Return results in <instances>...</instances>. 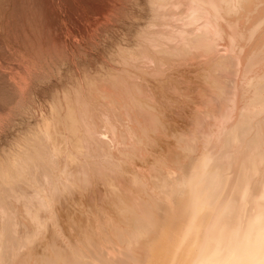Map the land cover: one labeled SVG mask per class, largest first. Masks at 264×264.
Returning <instances> with one entry per match:
<instances>
[{
  "label": "rangeland",
  "instance_id": "obj_1",
  "mask_svg": "<svg viewBox=\"0 0 264 264\" xmlns=\"http://www.w3.org/2000/svg\"><path fill=\"white\" fill-rule=\"evenodd\" d=\"M210 1L0 0V264L39 263L34 252L43 264H143L159 176L209 148L228 187L204 234L210 245L223 204L240 207L234 226L262 208L264 21L252 23L264 5L230 19L221 7L241 0ZM230 121L246 128L228 145ZM22 202L41 209L37 241ZM136 211L149 223L130 227Z\"/></svg>",
  "mask_w": 264,
  "mask_h": 264
},
{
  "label": "bare ground",
  "instance_id": "obj_2",
  "mask_svg": "<svg viewBox=\"0 0 264 264\" xmlns=\"http://www.w3.org/2000/svg\"><path fill=\"white\" fill-rule=\"evenodd\" d=\"M213 1L217 3L216 0H213ZM255 1L256 0H241L240 3L241 5H243V8L239 10L236 9L235 7L236 3H234L233 1H231L233 3L229 2L230 4L225 3L223 4L225 6L221 7V8H224V11H223L224 15L222 16H226L227 18L230 17V19L231 17L237 19V16H239L241 13H246L249 7H251ZM261 2L264 5V0H261ZM210 4L212 8H215V7L217 8V6L215 7L214 5L212 6V3ZM219 14L217 16H219ZM234 21L236 22V20ZM262 21H264V14L258 17L257 20L252 23V25L254 27H257L258 26L257 23L259 24ZM235 22L233 24H236ZM262 25H260V27H262ZM260 27L258 26L257 28H260ZM263 28L264 26L261 29ZM249 30L251 29H247L246 25L243 28L241 27V32L244 34L242 38L249 35L250 33ZM258 35L259 34H257V36ZM245 39L246 38H243L244 41ZM74 116L70 118L77 119V117L75 118ZM79 116L82 117V115H78V117ZM80 120L81 119L77 121L80 122ZM86 120L88 121V119ZM75 121L76 120H73V123ZM83 122H80L81 125ZM133 123H135V121ZM225 123L224 125H227ZM232 123L234 122H231V124L228 123V125H230L231 128L227 132L226 137L224 139L226 144L228 145L232 144L235 140L236 141L240 140L244 134L243 129L246 128L244 125V122H241L235 125ZM227 127L229 126H226V127L224 126L220 129L225 131L227 130ZM116 128L119 129L120 127L119 126L117 127L116 125L114 129ZM131 129L132 130L130 133L133 136V133H132L133 128ZM125 131H129V130H125ZM116 132H119L118 133L119 140L121 142L123 140L121 139L122 137H124V139L128 138V137H125L124 135H122L121 137L120 131H116ZM135 133L134 135L136 136ZM127 135L129 136V134ZM115 136L117 137L118 135L116 134ZM41 140L43 139L41 138ZM105 143L108 144V145L106 144L107 147L108 146L112 147L113 145V144L111 145L110 140L109 142L107 141ZM122 143L124 144V140ZM117 146H119V143ZM113 153H110V154H113ZM195 153L196 152H194V154ZM194 154L193 152L189 153L188 155L184 156L181 162H178V163H176L177 160H174L172 162L169 161L168 163L169 167L165 168L166 170L164 171L162 175L159 176V180L156 182V185L158 187L157 191L156 193L151 194L153 198H156L154 200V207L156 209L154 220L156 219V221H155V224L153 225L154 228H150L152 231L151 233L152 235L149 238L145 237L146 244L144 245V254H143L144 257L142 255L143 264H264V203H262L263 204L262 208L260 209L258 207L256 208L258 210L256 213L252 210L249 213H245V212L240 213L239 214L240 218L238 221L235 222V226L232 225L233 222L229 223V218L233 214H237L240 211V207L236 205L237 203L233 204V203L228 202V203L223 204L220 210L221 220L219 224L217 225L219 229L215 237L216 240L214 244L210 245V240H207V237L204 236L205 231L207 229L208 222L210 221V216L214 212L213 206L214 205L217 206V204H215V200L221 193L228 191L227 189L228 187H227V181L223 179V171H220L221 166L219 168L218 165L216 164V160L218 159L216 157L217 153H215L214 149L209 148L205 152H203L201 155L199 154V156L198 154L197 156H194ZM115 156L113 157L115 158ZM126 156H130V155L127 154ZM74 159L75 158H71L69 161H72ZM75 169L76 167L74 169H71V171H74ZM246 172L247 170L246 171L244 169L242 170V167L240 166V169L238 173H236V175L245 179ZM242 178H238L239 179L238 185L244 184V180ZM234 201L235 200L231 202H234ZM125 203H127V201ZM53 204H56V203H53ZM122 205H124V203L123 204L121 203V205L117 207L118 208L117 212L121 213L119 209H121L122 211L125 210V212H128L127 211L128 209L125 208L126 206L124 205L125 207H123ZM130 205L131 204H128L129 208H130ZM121 207H123V209ZM20 210L22 212L20 216L27 219V220L25 219L23 220L27 222L28 226L29 227L31 226L29 224L30 221H31V224L33 223V226H32L33 230L29 231L30 229H32L30 228L28 231H29V235L34 236L35 240L37 241L40 238V236L44 235L43 231L46 230L45 227L37 226V224H39L38 219L41 217L40 216L41 209H38L32 206L29 207V205L27 206L26 202H22ZM132 212H133V209H132ZM135 213L138 214V212L136 211L133 213L134 217H135L134 215ZM129 215L131 216V220L129 217L130 222L127 224H130V227L133 225L134 222L144 221V222L149 223V220H151L150 218L148 219V217H147V220L146 219L143 220L144 218L142 220L141 219L139 220L140 217L138 218L135 217L132 219L133 217L132 214L128 213V216ZM124 216H127V214H125ZM126 218L127 217H125V219ZM28 219H30L29 222H28ZM59 221L61 222L62 220H59ZM132 232L135 233L133 230ZM132 232L131 233L126 232L128 233V236H129V237L127 236L128 239H132L131 238ZM28 243H32V241L28 240ZM33 249H37V248L33 247ZM32 250L30 253L31 255H32V252H34ZM39 257L44 258L40 254V252L39 253L34 252V255L30 257L32 258L30 261H34V262L38 261L39 263L37 262L29 263L27 261L26 262L27 264H40L41 258ZM38 258L40 259V261L38 260ZM45 260H47L45 264H56L55 260H52V261L48 259H45ZM41 264L43 263L41 262ZM112 264H116V263L114 262Z\"/></svg>",
  "mask_w": 264,
  "mask_h": 264
}]
</instances>
